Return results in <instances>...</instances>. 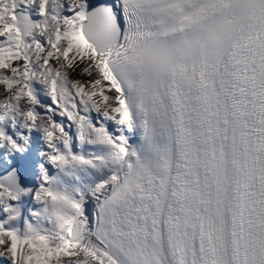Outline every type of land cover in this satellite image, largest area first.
Here are the masks:
<instances>
[{"label":"snow or ice","instance_id":"obj_1","mask_svg":"<svg viewBox=\"0 0 264 264\" xmlns=\"http://www.w3.org/2000/svg\"><path fill=\"white\" fill-rule=\"evenodd\" d=\"M0 264H264V0H0Z\"/></svg>","mask_w":264,"mask_h":264}]
</instances>
